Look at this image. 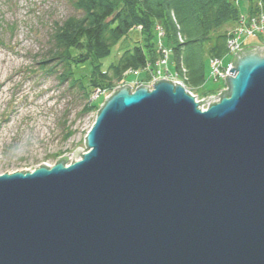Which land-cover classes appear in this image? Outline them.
Instances as JSON below:
<instances>
[{"label":"water","instance_id":"1","mask_svg":"<svg viewBox=\"0 0 264 264\" xmlns=\"http://www.w3.org/2000/svg\"><path fill=\"white\" fill-rule=\"evenodd\" d=\"M229 73L116 88L82 160L0 175V264H264V47Z\"/></svg>","mask_w":264,"mask_h":264},{"label":"rangeland","instance_id":"2","mask_svg":"<svg viewBox=\"0 0 264 264\" xmlns=\"http://www.w3.org/2000/svg\"><path fill=\"white\" fill-rule=\"evenodd\" d=\"M73 1L0 0V55L5 54L13 60L12 67L7 66L6 70L0 68L1 78L12 76L7 81L8 89L3 85L0 87V175L8 170L12 173L31 172L41 165L52 168L64 158L68 159L67 167L82 160V156L90 151L85 142L86 136L107 94L126 84L131 92L143 85L152 90L156 83L149 78L155 71L152 68L151 72L139 70V76H126L124 72L123 80H118L113 77L112 67L109 68V79L100 82L97 80L98 70L88 63L74 65L75 77L80 78L86 93L77 82L63 79V66L58 63L59 60L45 58L50 53L51 45H54L51 36L55 27L76 13ZM233 1L239 9L240 20L224 28L229 35L228 40L242 24L239 22L243 17L249 19L252 14H258L261 10L264 12V0ZM173 20L176 23L174 17ZM160 24L156 21L153 30V43L160 52L156 63L168 55V67L175 73L172 49L175 42L169 41ZM176 28L177 39L181 41L183 35L178 24ZM141 30L142 26H137L112 48L103 61L104 70L111 63L115 65L126 50L143 44ZM242 38L244 48L262 43L257 35H243ZM204 47L208 48L206 45ZM12 49L17 54L14 55ZM234 57L228 50L221 59L225 66H229ZM50 66H53V72L46 73L44 69ZM203 73L206 81L198 87L187 85V78L180 79L197 102L226 90L223 78H217L214 74L209 50L204 54ZM91 76H96V80ZM98 92L102 93L97 96ZM88 102L95 103L98 108L86 112Z\"/></svg>","mask_w":264,"mask_h":264},{"label":"trees","instance_id":"3","mask_svg":"<svg viewBox=\"0 0 264 264\" xmlns=\"http://www.w3.org/2000/svg\"><path fill=\"white\" fill-rule=\"evenodd\" d=\"M73 7L76 13L55 27L51 36L54 45L45 60L57 58L63 66L62 78L77 82L85 93L86 87L75 77L74 65L90 64L98 70L100 82L109 79L110 67L118 80H123L128 69L145 70L147 66L155 69L160 55L153 43L156 21L161 23L169 41L175 42L172 47L175 73L183 76L184 69L186 84L198 87L206 81L205 51L209 50L211 60L221 59L228 53L229 35L224 28L240 20L233 0H74ZM176 24L183 35L181 41L177 39ZM137 26H142L143 44L126 50L115 65L111 63L104 70L103 61L112 48ZM44 70L52 73L53 66ZM91 77L96 80V76ZM94 108L97 105L88 102L85 110Z\"/></svg>","mask_w":264,"mask_h":264},{"label":"built area","instance_id":"4","mask_svg":"<svg viewBox=\"0 0 264 264\" xmlns=\"http://www.w3.org/2000/svg\"><path fill=\"white\" fill-rule=\"evenodd\" d=\"M242 23L238 27V29L233 32L232 37L228 40V50L236 55L241 49H243L244 43H243V35H246L247 37L257 35L262 40V43L256 44V45H248V46H258V47H264V12L258 13V14H252V16L247 19L245 17L242 18V20L239 22ZM243 43V44H242ZM247 46V47H248ZM168 55L163 57L161 60H159L155 64V70L152 73V76L149 78L153 79L152 81L155 82L159 79H168L170 81L181 83L183 82L180 79H183L185 70L182 69V75L179 73H173L170 71L168 67ZM211 66L213 68L214 74L217 78H223L225 79L227 76V73H229L230 68H232V63L229 66H225L223 64L222 59H212L211 60ZM150 66H147L145 71L151 72L153 71ZM144 71V70H143ZM141 72L139 70L134 69H128L125 71L126 76H139ZM185 78V77H184ZM114 91V90H113ZM102 92H98L97 96L101 94Z\"/></svg>","mask_w":264,"mask_h":264},{"label":"bare ground","instance_id":"5","mask_svg":"<svg viewBox=\"0 0 264 264\" xmlns=\"http://www.w3.org/2000/svg\"><path fill=\"white\" fill-rule=\"evenodd\" d=\"M14 49H12V51H13ZM13 54L15 55V54H17V52L16 51H13ZM13 64V60H11V58H9L7 55H5V54H2V55H0V68L1 69H7L8 67L7 66H13L12 65ZM12 79V76L10 75V76H7V78H1L0 77V87L3 85V86H5V88H9L8 86V84H7V81L8 80H11ZM224 80V86L226 87V89L228 88V84L226 83V79H223ZM1 92H2V88H0V97H1ZM115 93V90L114 91H112L110 94H107V96L104 98V100L107 98V97H110L112 94H114ZM107 100V99H106ZM106 102V101H105ZM104 102V103H105Z\"/></svg>","mask_w":264,"mask_h":264}]
</instances>
